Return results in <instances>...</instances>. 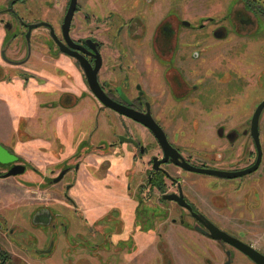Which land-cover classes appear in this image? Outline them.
Segmentation results:
<instances>
[{"label":"flooded vegetation","instance_id":"obj_1","mask_svg":"<svg viewBox=\"0 0 264 264\" xmlns=\"http://www.w3.org/2000/svg\"><path fill=\"white\" fill-rule=\"evenodd\" d=\"M70 15V25L64 29ZM199 16L198 7L184 0H0V112L15 110L12 104L18 106L19 98H27L46 106L48 120L56 113L54 123L60 126L62 121L65 129L73 110L87 112L80 104L85 103V92L79 93L70 78L74 65L99 104L100 115L112 118L110 140L95 145L101 156L87 158L99 165L109 162L110 171L100 179L88 174L89 190L103 195L108 190L102 193L100 182L110 179L123 187L116 194L123 204L106 200L107 209L102 203L91 202L87 206L91 215L85 211L79 217L80 227L68 210L70 206L80 207L78 196L72 197L76 182L63 183L68 173L84 171V164L77 160L73 168L56 169L59 172L48 183L57 193L51 202L35 198L38 201L32 203L33 209L25 211L28 216L19 200H15L16 209L9 210L5 195L0 194V264H150L155 260V247L150 243L145 248L148 243L144 236L137 235L150 229L161 241L156 246L162 254L159 264H258L230 240L212 238L207 226L209 221L264 254L242 234L247 196L242 177L227 179L189 171L172 157L164 162L167 155L153 132L120 112L150 115L174 153L181 156L179 161L194 168L238 172L255 164L258 148L251 123L242 112L243 106L237 107L228 93L229 68L216 67L212 49L215 41L229 36V26L226 21ZM259 21H264V1L241 0L234 5L230 17L234 31L256 34ZM33 26L37 28L30 30ZM78 54L92 68L101 56L97 81L113 108L91 91ZM61 72L68 75V82L64 75H57ZM189 113L190 129L171 125L184 121ZM41 128L37 123V129L31 131L51 139L52 133ZM8 131L7 127L0 129L1 133ZM57 133L59 128L54 131L59 137ZM259 133L262 144L260 126ZM8 137V143L0 139V144L19 160L9 165L0 163V180L4 181L19 178L5 177L15 165H25L24 174L28 172L19 151L11 147L12 140L19 137V119ZM247 141L254 150L251 162ZM48 149L50 158L58 160L56 149L63 150L64 146L59 142L57 147L51 139ZM53 164L49 163V168ZM262 164L252 174H257ZM122 168L128 173L122 174ZM31 169L37 174V168ZM64 170L69 171L54 183ZM111 172L116 176L111 177ZM194 175L215 178L200 187ZM219 180L239 181L234 189L237 196L232 198L230 183L222 185L225 181ZM262 183L251 186L257 198ZM59 185L63 187L56 188ZM256 196L252 201L256 202ZM229 220L236 222L229 224ZM180 238L186 241L178 246ZM139 249L143 252L136 255ZM59 252V260L53 261Z\"/></svg>","mask_w":264,"mask_h":264},{"label":"rangeland","instance_id":"obj_2","mask_svg":"<svg viewBox=\"0 0 264 264\" xmlns=\"http://www.w3.org/2000/svg\"><path fill=\"white\" fill-rule=\"evenodd\" d=\"M158 1L161 3H169L171 0ZM187 1L191 2L193 7H198V12L200 15L199 18L208 15L210 16V18H213L219 23L226 21V24L229 26V36L224 40L215 41L214 47L212 49L215 50L214 56L216 67L219 66L222 69L229 68L228 76H231V78L230 83L226 85V87L229 88L228 93H230V96L235 99L237 107H239L240 105L243 106L242 112L245 111L249 120L248 124H250L251 118L256 108L264 100V21H259V24L257 25L259 29L257 30L258 32L256 34H247L245 32L241 34L234 31L230 23V17L234 9V5L238 2H241V0H184V3H186ZM70 73V78H72L73 85L76 86L77 91H79V93L82 91L85 92L86 96L84 97V99H82L85 100V103L80 104H82L81 108L86 109L87 112L84 113L82 111L81 113H77V111L74 112L75 110L71 112L70 121L65 124V134L59 136L62 137L61 140H59V137H56L54 134V131L58 128V126L54 123L53 119L57 116V114L55 113L51 117V120H48L47 122L43 120L41 125L42 130L52 133V142L55 143L57 147L59 142H61L64 146L63 150L56 149V152L58 153V160H55L53 157L50 158V155L48 153L49 141L47 143V138H43V136L35 139L32 138V140L28 142V145L23 142L28 146L29 151H27L26 153V151L23 150V148L25 147H23V143H21L20 141H24V138L22 136L25 135V130L27 129V125H25L26 122L24 121L23 124H21V126L19 127L20 137H15L12 140L14 144L12 143L11 147L13 149L15 148L17 152L19 151V156L21 158L20 161L23 164L27 165L28 172L24 175H19V178H11L5 181L0 180V194L5 195L4 197L5 199H7L9 210L12 209L14 211L16 209L15 200H19V205H25L23 208H21L24 209V212L26 210L31 211L33 209L32 203L38 201L35 198H39V201L41 202H49L50 199H52L53 196H55V194L57 193L55 188L50 187V184L48 183L59 172L56 169L58 168L59 170H62L67 167L73 168L74 166H76L75 162L77 160L81 164H84L85 174H83V170H80L78 174H76V171H72L66 175L63 183L69 181L76 182L72 197H74V194L75 196H78V199L80 200V207L76 209L70 206L68 207V210L73 219H76L77 227H80L81 225L79 222V217L81 215L84 216L85 211L89 212L91 215L92 211L90 209H87V206L92 205V203L94 205L98 202V204L102 203L106 206L108 204L106 200H109V204L114 203V205L117 206L123 204L122 199H120L121 197L119 195H116L121 193L120 188L123 189V187L118 186L115 179H110V181L100 182V185H102V193L106 189L108 190V192H104L103 195L91 193V191L89 190L90 185L85 179L86 175L88 176V174L91 173L94 176L96 175L97 179H100L101 177L104 178V175L106 176L107 172L110 171L109 162L104 161L105 163L103 162L99 165L95 160L87 161V158H90L92 154L99 155V157L101 156V150H96L95 145H98L100 143L105 145L106 142H108V139L110 138V131H112L109 119L112 120V118H107L100 115V111L97 109L99 107V104L94 100L90 91L86 89L83 80L81 79V75L76 67H74V65H72V70ZM61 74L64 75L65 82H68V75L65 72H61L57 75ZM150 76L153 81L156 80L154 74L150 73ZM55 92L57 93L59 91L57 90ZM12 105L13 107H15V112L17 111L19 114L20 106H15V104ZM4 113L7 114L6 117L9 116L5 109ZM37 114L38 113H36V116H38ZM33 115H35V113H33ZM113 118H115V116H113ZM9 119H3V121L9 122ZM191 119L192 115L191 113H189L188 116L184 119L185 122L182 120L180 122L172 123L171 125L173 127H180V125H182L184 129H190ZM116 123H119V121H116ZM260 128L264 150V112L261 117ZM30 130H32V128H30ZM8 141H10V139ZM249 141H247V149H249L248 162H251V153L254 152V150L252 149V144ZM80 145H82V147L78 148ZM124 147L126 148V146ZM105 154L106 153H104L103 157H105ZM107 155L110 156L109 154ZM47 157L48 161L45 160V158ZM51 162H53L55 165L53 164L49 168L48 165ZM32 167L37 168V174L32 172ZM127 171V168L121 169L122 174L126 173ZM116 174V172H111V177H115ZM78 177H80V180ZM193 178L195 180V183H197L201 187L207 180L211 181L215 177L207 175H194ZM219 181H225V183H222V185L226 183L231 184V196H233L234 189L237 188L235 183L239 181ZM240 181L246 182V185H244V187L246 186L245 191L247 193L245 203L246 209L244 211L246 212V216L242 217V219H244L243 228L245 229H243L244 233L242 234L247 241L254 244L264 252V159L261 170L257 174L244 176ZM261 182L263 183L257 198L251 186H258L261 184ZM108 185L112 187H108ZM60 187L63 186H56V188ZM57 191L58 193L60 192L58 189ZM236 196L237 195L235 194L232 198H235ZM255 196L257 198L256 202L252 201ZM256 204L258 207L252 210L253 206H255ZM56 205L60 206L63 204H61L60 202H56ZM106 208L109 209V207L107 206ZM25 214V216L29 215V213L27 212H25ZM21 218L22 216L20 214L19 219ZM234 222L236 221L229 220V224H233ZM22 224L27 225V222L23 221ZM138 229L140 230V228ZM148 232L149 233H137V235L140 234L141 236H144L143 241H147L148 243H145V248H147L150 243L152 248L155 247V249L153 250L155 254L152 257L153 260H155L150 264H156V261H159V264L160 262H162V254L160 253V251H158L156 246L158 245V242L161 241L158 237V234H154V231L152 232V229H150ZM146 236L148 237L145 238ZM116 240L117 238H115V241ZM184 240L186 241V239ZM184 240H182L181 238L178 239V246H181V243ZM139 241L136 237L137 244ZM141 252L143 251L140 249L136 250V255ZM60 256V252L55 254L53 256V261L56 262L57 259L59 260Z\"/></svg>","mask_w":264,"mask_h":264},{"label":"water","instance_id":"obj_3","mask_svg":"<svg viewBox=\"0 0 264 264\" xmlns=\"http://www.w3.org/2000/svg\"><path fill=\"white\" fill-rule=\"evenodd\" d=\"M70 20H71V15L67 17L66 23H65V28H68L70 25ZM37 28L36 26H33L30 28V30ZM77 59L79 60L81 66L85 69V72L88 77V82H89V87L91 91L99 98L101 99L107 107L113 108V105L109 102L103 91L101 90V87L97 81V73L100 67L102 66V59L101 56L98 57L96 61V67L92 68L91 65L82 57L81 55H77ZM122 114H125L127 117L133 119L134 121L143 124L147 128H149L153 134L158 138L159 142L161 143L162 147L165 150V153L167 155V158L164 162H167L169 157H172V161L176 162L183 168L189 171H195L203 174H208V175H214L222 178H227V179H235V178H240L244 177L247 175H250L258 170L260 167L262 161H263V148L260 140V133H259V126H260V120L262 117V114L264 112V100L258 105L256 108L254 115L251 120V132H252V137L257 145L258 148V159L255 162V164L248 169H245L243 171H238V172H229V171H221V170H209V169H198L190 166L187 164L184 160L183 162L179 161V154H175L174 149L170 146L167 137L162 130V128L154 121V119L150 115H139L138 113L131 112V111H120ZM19 158L12 154L9 150L4 148L0 144V163L2 164H12L16 161H18ZM26 167L25 165L19 164L15 165L9 173L5 175L6 178L11 177V176H19L25 173ZM69 170H64L57 178L53 180L54 183L60 182L65 174H67ZM170 198V197H169ZM179 198V197H177ZM209 229L211 230V237L216 239V240H230L231 242L235 243L237 247H239L241 250L245 251L246 254L252 258L255 262L258 264H264V254L260 253L253 247L243 243L242 241H239L235 239L234 237L230 236L229 234L221 231L219 228H217L214 224L208 221L207 223Z\"/></svg>","mask_w":264,"mask_h":264},{"label":"crops","instance_id":"obj_4","mask_svg":"<svg viewBox=\"0 0 264 264\" xmlns=\"http://www.w3.org/2000/svg\"><path fill=\"white\" fill-rule=\"evenodd\" d=\"M28 100H27V98H22V99L19 98V106L21 108V110L19 108V115H17V112H15V110H13V108L7 109V113L9 114V116H7V117H6V115H7L6 113L3 114V111L0 112V129H2V127H3V129H5L7 127V129L9 130L7 133H1L0 132V139L2 141L7 142V143L9 142L8 140L10 138L8 136L10 135L11 131L16 128L18 119H19V127L21 126V124H23L24 121L26 122V125H27V127H26L27 129L25 130L26 133H25V135L22 136L24 138V141H20L21 143L24 142L28 145V142L31 141L32 138L35 139V138L42 137V134L36 136L35 133L30 130V128H32V130H36L37 129V123L40 125V128H41L42 127L41 125L43 122L42 119L45 118V122L48 121L47 115H48L49 111L47 108H45L46 106H44L42 103L28 102ZM34 109H35V111H34ZM33 113H35V115H33ZM36 113H38L37 114L38 116H36ZM8 117L11 119H9ZM7 118L9 119V122H2L3 119H7ZM58 128H59V134L58 133L57 134L59 136H61L62 134H65L64 133L65 132L64 123L62 121L60 122V126H58ZM41 131H42V128H41ZM50 140L51 139L47 137V143ZM24 143H23V147H25V148H23V150L26 151V153H27V151H29L28 146ZM47 146H45V147H47ZM45 160L48 161V157L45 158ZM82 172H84L83 174H85V171H82ZM86 177H87V175H86ZM88 184L90 185V187H92V185L90 184V181H88Z\"/></svg>","mask_w":264,"mask_h":264},{"label":"trees","instance_id":"obj_5","mask_svg":"<svg viewBox=\"0 0 264 264\" xmlns=\"http://www.w3.org/2000/svg\"><path fill=\"white\" fill-rule=\"evenodd\" d=\"M248 2H251V0H247ZM264 1V0H263ZM259 2H261V0H259Z\"/></svg>","mask_w":264,"mask_h":264}]
</instances>
